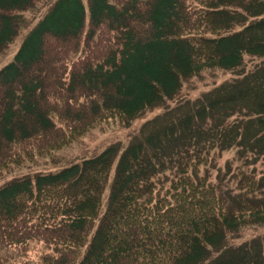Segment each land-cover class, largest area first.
<instances>
[{
	"label": "trees",
	"instance_id": "16d2710c",
	"mask_svg": "<svg viewBox=\"0 0 264 264\" xmlns=\"http://www.w3.org/2000/svg\"><path fill=\"white\" fill-rule=\"evenodd\" d=\"M41 1L0 0V54ZM251 1L53 3L0 68V180L105 123L162 106L192 78L264 57V20L247 21L264 13V0ZM167 137L164 129L2 182L0 264H199L242 229L264 226V191L247 164L232 175L242 191L233 205L209 168L216 153L193 143L169 148Z\"/></svg>",
	"mask_w": 264,
	"mask_h": 264
},
{
	"label": "rangeland",
	"instance_id": "374dc122",
	"mask_svg": "<svg viewBox=\"0 0 264 264\" xmlns=\"http://www.w3.org/2000/svg\"><path fill=\"white\" fill-rule=\"evenodd\" d=\"M57 1L42 0L34 8L23 13L25 22L19 34L0 54V68L13 60L28 31ZM82 1L86 6V0ZM227 1L237 5L240 3V0ZM253 2L252 0L251 3ZM263 20L264 13L247 18L249 24L254 26ZM258 32L246 34L247 37L254 38L250 43L256 42ZM262 60L264 57L247 55L231 71L222 72V69H216L210 76L192 78L162 106H154L124 125L109 122L92 129L77 142L59 150L52 158H45L37 166L30 165L6 175L0 180V184L21 175L68 167L83 158L95 156L109 145H115L120 151L129 142L145 141L148 135L167 129L169 137L163 138V143L169 142V148L176 143L181 146L183 143H193L216 153L209 167L212 177L223 186L230 202L236 205L242 191L236 187L232 175L239 165L247 164L250 170L260 177V191H264V112L260 111V104L264 103V89L258 88L264 84ZM254 69L263 76L262 79L250 72ZM212 80L214 84L208 83ZM217 100L219 102L212 104ZM163 111L166 113L161 114ZM192 114L196 116L193 117ZM187 117L190 119L186 123ZM114 167L115 163L105 187L102 211L108 197ZM233 236L225 240L221 248L213 247L199 264H212L221 259L248 264V259L242 260L243 256L251 257V264H259L261 257L264 260V226L247 227Z\"/></svg>",
	"mask_w": 264,
	"mask_h": 264
}]
</instances>
